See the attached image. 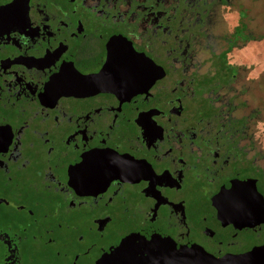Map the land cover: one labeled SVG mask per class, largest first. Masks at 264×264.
<instances>
[{"label": "flooded vegetation", "instance_id": "obj_1", "mask_svg": "<svg viewBox=\"0 0 264 264\" xmlns=\"http://www.w3.org/2000/svg\"><path fill=\"white\" fill-rule=\"evenodd\" d=\"M259 9L0 0V264H182L262 246Z\"/></svg>", "mask_w": 264, "mask_h": 264}, {"label": "water", "instance_id": "obj_2", "mask_svg": "<svg viewBox=\"0 0 264 264\" xmlns=\"http://www.w3.org/2000/svg\"><path fill=\"white\" fill-rule=\"evenodd\" d=\"M146 259L154 261L159 259V257L151 254ZM146 264L153 263L146 261ZM182 264H264V244L243 254L227 255L221 258H213L206 255L202 257L194 251L193 256L187 261L184 260Z\"/></svg>", "mask_w": 264, "mask_h": 264}, {"label": "rangeland", "instance_id": "obj_3", "mask_svg": "<svg viewBox=\"0 0 264 264\" xmlns=\"http://www.w3.org/2000/svg\"><path fill=\"white\" fill-rule=\"evenodd\" d=\"M258 14H259V16L261 15V17H262V14L264 15V11H262L261 9H259V10H258ZM263 43H264V39L259 37V38H258V44L261 45V44H263ZM263 56H264V55H263ZM260 81H261V80H260ZM260 81H259V83H260ZM263 84H264V83L259 84V88L262 89V88L264 87Z\"/></svg>", "mask_w": 264, "mask_h": 264}]
</instances>
